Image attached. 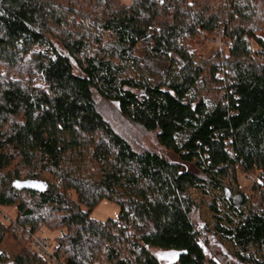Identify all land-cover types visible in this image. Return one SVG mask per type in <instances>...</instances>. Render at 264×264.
<instances>
[{
	"label": "trees",
	"instance_id": "obj_1",
	"mask_svg": "<svg viewBox=\"0 0 264 264\" xmlns=\"http://www.w3.org/2000/svg\"><path fill=\"white\" fill-rule=\"evenodd\" d=\"M218 35L231 54L193 51ZM28 181L47 191L15 186ZM105 201L117 220L92 219ZM13 208L0 264H53L26 235L43 230L58 264H264V0H0V213Z\"/></svg>",
	"mask_w": 264,
	"mask_h": 264
},
{
	"label": "rangeland",
	"instance_id": "obj_2",
	"mask_svg": "<svg viewBox=\"0 0 264 264\" xmlns=\"http://www.w3.org/2000/svg\"><path fill=\"white\" fill-rule=\"evenodd\" d=\"M135 0H120L123 5H130ZM220 36H214L210 39H205L204 37H200L193 42V51H195L200 57L202 58H210L215 55L220 49L219 46L216 44V40H218ZM218 46V47H217ZM102 113L106 119L114 120L115 114H113L111 108L109 106L104 105L102 107ZM116 125L121 124L117 119H115ZM122 125V124H121ZM123 134L126 137H130L131 143L139 150L145 151L148 150H157L155 137L153 135H147L143 132L133 129L128 130L127 128H123ZM240 181L243 192L248 196L251 197L252 189L255 184V178L246 176L244 174L240 175ZM235 193L237 191H234ZM227 198L229 200H233L234 204L238 205L240 198L236 194H228ZM87 212L86 209H84ZM17 210L13 209H1L0 217L1 218H13L16 217ZM120 215V208L118 205L111 203V202H102L95 210L91 212L92 219L99 221V222H107L109 220H117ZM202 215L204 218L209 217V213L202 210ZM57 233H52L48 230H43L36 234L39 238H49L54 243V238L57 236Z\"/></svg>",
	"mask_w": 264,
	"mask_h": 264
},
{
	"label": "built area",
	"instance_id": "obj_3",
	"mask_svg": "<svg viewBox=\"0 0 264 264\" xmlns=\"http://www.w3.org/2000/svg\"><path fill=\"white\" fill-rule=\"evenodd\" d=\"M217 46L220 50L227 51L228 53L233 52V46L230 43H227L222 40L221 36L218 40L215 41ZM27 238L30 241L31 249L36 252L40 257L52 262L53 264L56 263V259L53 255L54 243L47 238H39L36 235L31 236L29 232L26 233Z\"/></svg>",
	"mask_w": 264,
	"mask_h": 264
},
{
	"label": "water",
	"instance_id": "obj_4",
	"mask_svg": "<svg viewBox=\"0 0 264 264\" xmlns=\"http://www.w3.org/2000/svg\"><path fill=\"white\" fill-rule=\"evenodd\" d=\"M15 186L17 188H21L22 190H27L36 193H45L47 191V186L37 181L20 182L17 183Z\"/></svg>",
	"mask_w": 264,
	"mask_h": 264
}]
</instances>
